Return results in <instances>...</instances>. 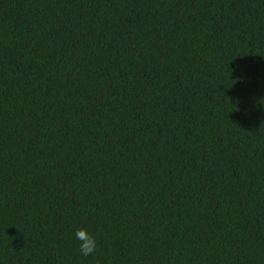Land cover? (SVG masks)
Here are the masks:
<instances>
[{
	"label": "trees",
	"instance_id": "trees-1",
	"mask_svg": "<svg viewBox=\"0 0 264 264\" xmlns=\"http://www.w3.org/2000/svg\"><path fill=\"white\" fill-rule=\"evenodd\" d=\"M0 264H264V0H0Z\"/></svg>",
	"mask_w": 264,
	"mask_h": 264
},
{
	"label": "clouds",
	"instance_id": "clouds-1",
	"mask_svg": "<svg viewBox=\"0 0 264 264\" xmlns=\"http://www.w3.org/2000/svg\"><path fill=\"white\" fill-rule=\"evenodd\" d=\"M73 238L77 241L79 254L83 257L93 256L97 251V240L87 228L78 227L73 232Z\"/></svg>",
	"mask_w": 264,
	"mask_h": 264
}]
</instances>
